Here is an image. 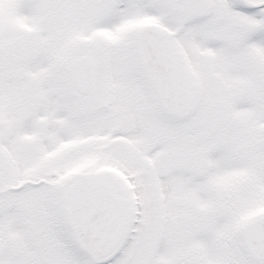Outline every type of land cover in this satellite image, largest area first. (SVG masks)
Here are the masks:
<instances>
[{"label":"snow or ice","instance_id":"obj_1","mask_svg":"<svg viewBox=\"0 0 264 264\" xmlns=\"http://www.w3.org/2000/svg\"><path fill=\"white\" fill-rule=\"evenodd\" d=\"M0 264H264V0H0Z\"/></svg>","mask_w":264,"mask_h":264}]
</instances>
